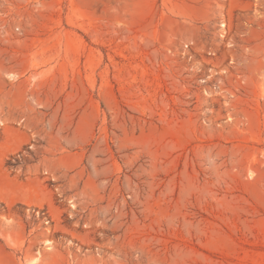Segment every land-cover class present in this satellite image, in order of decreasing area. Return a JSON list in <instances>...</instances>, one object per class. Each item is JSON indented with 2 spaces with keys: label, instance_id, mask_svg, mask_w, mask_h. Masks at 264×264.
I'll return each instance as SVG.
<instances>
[{
  "label": "rangeland",
  "instance_id": "obj_1",
  "mask_svg": "<svg viewBox=\"0 0 264 264\" xmlns=\"http://www.w3.org/2000/svg\"><path fill=\"white\" fill-rule=\"evenodd\" d=\"M0 264H264V0H0Z\"/></svg>",
  "mask_w": 264,
  "mask_h": 264
}]
</instances>
